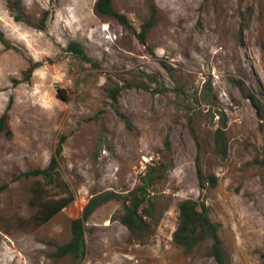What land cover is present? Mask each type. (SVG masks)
<instances>
[{
	"label": "rangeland",
	"instance_id": "1",
	"mask_svg": "<svg viewBox=\"0 0 264 264\" xmlns=\"http://www.w3.org/2000/svg\"><path fill=\"white\" fill-rule=\"evenodd\" d=\"M96 1L0 0V264H218L212 240L190 254L174 242L189 199L219 225L225 264H264V122L241 90L264 92V0H113L130 27ZM73 41L93 63L68 51ZM53 158V183L25 176ZM199 167L215 186L201 187ZM149 170L160 221L144 239L113 200L85 223L84 259L54 257L93 196L135 191ZM35 189L75 200L40 225Z\"/></svg>",
	"mask_w": 264,
	"mask_h": 264
},
{
	"label": "trees",
	"instance_id": "2",
	"mask_svg": "<svg viewBox=\"0 0 264 264\" xmlns=\"http://www.w3.org/2000/svg\"><path fill=\"white\" fill-rule=\"evenodd\" d=\"M95 10L100 16L113 17L119 20L123 25L129 27L132 26L130 20L125 15L116 11L113 6V0H97ZM155 12L156 7H153L151 19L142 26L140 33L137 35L141 43H145L149 31L155 24ZM0 41L4 42V36L1 32ZM262 49L264 50V42L262 44ZM68 51L72 52L79 59L88 63H93L92 59L86 54L84 46L79 42H71L68 46ZM241 90L243 91L244 96L252 103L258 119L264 122V92H261V97H258L253 92H245L242 87ZM119 93L120 88L109 90V96L113 101H117ZM59 97L66 100L65 92L63 90L59 91ZM218 116H220V114H218ZM6 124L7 115H3L0 118V134L5 131ZM225 127L226 119L222 117L221 125L215 132L217 151L222 156H226L227 154V142L224 131ZM65 140L66 138L62 137L57 150L58 155L62 152V146ZM260 164L264 165V157L260 160ZM56 169L57 160L56 158H53L49 167L28 172L25 176H41L46 180H49V183H53L57 175L55 174ZM152 171L154 170H149V172L142 177L144 183L135 191H131L127 194L104 192L93 196L85 206L83 216L74 220L72 223V239L68 243L58 246L54 257L62 259L67 256H73L78 260L84 259L86 254L85 223L100 207L113 200L122 202L124 206V215L121 218L122 224L127 227L135 238L144 239L150 229L157 226L160 221V217L156 215L157 204L153 201V198H151L149 193V188L154 181V172ZM198 175L200 185L203 189L206 188L207 184H211L212 186L216 185V178L214 176H205L200 167L198 168ZM35 192L40 197V216L38 217V223L40 225L51 221L75 200L74 194L69 192L67 196L60 199L43 201L42 199L44 196L42 197V195H44V190L35 189ZM178 207L180 212L179 223L173 235L174 242L183 247L186 253L190 254L199 245L210 239L213 243L209 250V254L215 258L218 264H225L222 240L219 236V225L210 219L208 208L205 205H202V210H200L199 202L190 199L180 202Z\"/></svg>",
	"mask_w": 264,
	"mask_h": 264
}]
</instances>
